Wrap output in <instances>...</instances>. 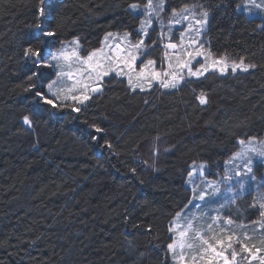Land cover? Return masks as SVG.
Returning <instances> with one entry per match:
<instances>
[{
    "label": "trees",
    "instance_id": "trees-1",
    "mask_svg": "<svg viewBox=\"0 0 264 264\" xmlns=\"http://www.w3.org/2000/svg\"><path fill=\"white\" fill-rule=\"evenodd\" d=\"M133 3L146 0H0V264H172L168 228L191 197L190 166L220 169L238 139L264 135V21L237 10L239 0L166 3L207 9L210 52L256 65L247 72L212 71L176 89L135 92L111 75L79 113L24 91L36 70L24 49L36 42L40 7L47 30L57 32L46 50L77 38L85 55L107 33L136 30ZM153 53L160 57V48ZM40 71L46 86L55 68ZM242 211L232 216L253 219V210Z\"/></svg>",
    "mask_w": 264,
    "mask_h": 264
},
{
    "label": "snow or ice",
    "instance_id": "snow-or-ice-1",
    "mask_svg": "<svg viewBox=\"0 0 264 264\" xmlns=\"http://www.w3.org/2000/svg\"><path fill=\"white\" fill-rule=\"evenodd\" d=\"M44 3L45 0H39L40 5ZM129 7L131 10H138L141 5L133 3ZM166 7L165 0H146V3L143 4L146 18L140 21L137 30L138 35L142 34L141 39L133 43L129 32H124L122 35L107 33L105 42L110 39L120 42L109 45L107 50L103 46L94 49L87 56L80 54L78 39H73L70 45L62 42L61 48L55 52L46 50L48 40L55 38L57 32L54 29L47 30L44 22V8L40 7L38 22L31 26L35 32L32 39L36 42L35 44L30 43L24 49L25 60L30 61L36 70L31 71L27 77L28 86L24 91L34 93V100L51 109L71 108V111L79 113L86 102L92 99V94L101 93L103 79L110 73H114L116 77H126L128 87L135 92L137 89L141 91L146 88L151 89L156 83L163 89H176L187 78L199 79L212 71L224 74L230 68L233 73L237 70L247 72L256 67L254 64L246 63L243 57L239 61H229L226 55L216 57L204 49L200 40L207 24L209 11L195 4H185L179 9H171L168 20L169 33L161 32L160 34L161 37L165 35L169 37V42L163 45L165 49L163 59L167 62V67L157 70V61L151 58L138 65V59L146 56L149 50L143 37L148 35L154 19L161 20ZM237 7L242 8L247 14H252L254 9L264 10V3L245 0L243 5ZM183 22H187L188 27L180 33L179 43H172L171 26ZM197 57H203L205 61L199 67H195L193 64ZM46 68H55L57 71L56 79L45 86L41 83L43 73L40 70ZM185 70L187 76H185ZM58 85L64 86L58 87ZM196 100L202 106L209 103L208 95L204 91L196 96ZM23 124L31 128L33 126L32 118L29 115H24ZM90 127L97 133L103 131L95 124ZM92 139L96 140L97 137L93 136ZM237 142L240 151L235 152L225 164L227 167L239 160L242 162V171H226L219 181L205 180L202 191L199 190V187H194L193 199L189 200L185 209L196 199L208 202V198L216 197L221 191L220 183L230 182L234 176H250L254 161L264 160V141H260L256 137H248L247 139H238ZM105 144L108 148L112 147L107 141ZM240 167L241 165H237V168ZM204 168L205 165L201 164L199 175H204ZM132 171L135 172V169ZM196 172L197 169L193 168L188 173L189 182H192L191 178ZM251 179L255 181L254 176H251ZM236 184L238 185L237 189H233L231 186L226 189L232 193V196L227 200L228 204H236V198L244 194L243 179L236 180ZM200 207V204L196 205L197 210ZM223 207L225 205H221V209ZM252 207H257V202H254ZM258 209L259 217L251 221L250 225L243 223L236 225L231 217L223 218L221 224L220 216H212V222L208 223L206 227L198 225L202 219L200 214L193 213L191 218H188L183 216L184 209H181L175 214L168 228L169 233H178V235L170 237L171 242L167 244V250L171 253L174 264H245V262L246 264H257V262L264 264V235L261 236L259 245H257L249 243L252 236L247 231L240 235L234 230L235 228L243 230L250 226L253 231L258 230L264 233V196H261L258 201ZM180 220H184L186 223H177Z\"/></svg>",
    "mask_w": 264,
    "mask_h": 264
},
{
    "label": "rangeland",
    "instance_id": "rangeland-1",
    "mask_svg": "<svg viewBox=\"0 0 264 264\" xmlns=\"http://www.w3.org/2000/svg\"><path fill=\"white\" fill-rule=\"evenodd\" d=\"M165 3H166V0H165ZM244 3H245V0H239V4L238 5H243ZM256 3H264V0H256ZM189 5H192V4H189ZM195 5L202 6V5H199V4H195ZM166 6H167V3H166ZM171 9L172 8L166 7L165 12L162 14L161 20H155L154 19V23L150 27L148 35L143 37L144 40H145V45H146V47L149 50H148V54L146 56H143L142 59H138V62H137L138 65L143 63L144 60L151 58V59H155L157 61V64H156L157 70H161V69L167 67V62L163 59V53L165 51L163 45L165 43L169 42V37H168V35H165L164 37H161L160 34H161V32H163L165 34L169 33L168 20L170 18ZM237 10L242 11L248 17H256L257 16V17H260L261 19H263V21H264V10H256V9H254L252 14L245 13L242 8H238L237 7ZM132 11L134 13L139 14L141 16L140 17V21L146 18L144 16V12H143V5H141L140 9L132 10ZM161 25H163V26H161ZM139 26H140V23H139ZM139 26L136 28V30L134 32H129V33H131V41L133 43H135L137 40L142 38V34H140V35L137 34V30L139 29ZM208 26H209V17H208V20H207L206 27H205V29L202 32V36H201L200 42L203 44L205 50L210 51L209 48L206 45V40H205V32L207 31ZM187 27H188L187 22H183L181 24H173L171 26V42L172 43H179V41H180V33L185 31V29ZM110 33H113L114 35L115 34L122 35L124 32H121V33H119V32H110ZM105 36H106V34L104 35L100 46L95 48V49H99V48H101L103 46L105 48V50H107V47L109 45H114L115 43H119L120 42V41L115 40V39H110L109 41L105 42ZM74 39H77V38H74ZM71 41H73V39L70 40V41L63 42V43H67V44L70 45ZM61 46H62V43L56 49H54L52 51L51 50H47V51L48 52H55V51L59 50L61 48ZM156 47L160 48V52H161V55H159L160 57H157L155 55V53H153L152 55L150 54L153 51V49H155ZM69 50H71V49L69 48ZM80 50H81V47H80ZM169 51H171V50H169ZM87 54H85V55L81 54V55L82 56H87ZM216 57H218V56H216ZM197 61H198V63H197ZM203 63H205L203 57H197L196 60L193 61V64H194L195 67H199V65L203 64ZM195 67H194V70H195ZM65 70H67V69H65ZM56 71L57 70L55 69V73H54L55 75H54L53 79H51L50 81L56 79ZM237 71H241V70H237ZM216 72H218V71H216ZM228 72H232L230 68L224 74H227ZM219 74H221V73H219ZM224 74H221V75H224ZM111 75H115V74L114 73H110L109 76H111ZM185 76H187L186 70H185ZM105 78H107V77H105ZM120 78H123V79H125L127 81L126 77H120ZM191 78H195V77H191ZM104 79H103V81H104ZM187 79H189V78H187ZM155 85L159 86L158 83L154 84V86ZM59 86H64V85H58V87ZM101 87H102V85H101ZM151 89H147L146 88L145 90H151ZM137 90H139V89H137ZM69 103H71V102L69 101ZM257 139L260 140V141H264V135L262 137H260V138H257ZM237 151H240V146L239 145H238ZM233 154L222 162V165H221L220 169H218L217 167L209 168V166L206 163H193L190 166L189 172L192 171L193 168H196L197 172L191 178L192 182H189V177H188V174H187L186 185L191 191V197H190L189 200L193 199V188L194 187H199V190H201V191L204 190L203 182L205 180H208V181H219L220 177H222L225 174L226 171H235V170L242 171V162L239 161V160H237L234 164L229 165V166L226 167L225 162L228 161L233 156ZM201 164L205 165V168L203 169V171H204V175L203 176L199 175V170H200V165ZM237 165H241V167L237 168ZM251 176L255 177V181H253L251 179ZM238 179H243V181H244V184H245L244 194L236 198L237 199L236 204H228L227 200L232 196V193H229L226 189H227L228 186H231L233 189H237L238 185L236 184V180H238ZM220 188H221V191L217 194V196L208 198V202L200 201V200L196 199V200L193 201V203L191 205H189L188 208L185 209V207H184L183 208L184 209L183 216L191 218L193 213L200 214L202 216V219L198 222V225L199 226H204V227H206L208 223L212 222L211 221V217L212 216H220L221 217V224H222L223 218L231 217L235 221L236 225H239L241 223H243L245 225H250L251 221H254V220L258 219V217H259L258 201H259L261 196H264V160H255L254 161V163L252 165V173L250 174V176H245V177H235L234 176L232 181L220 183ZM198 194L199 193L197 192L196 195L198 196ZM254 202H257V207H252ZM188 203H189V201H188ZM197 204L201 205V207L198 210L196 208ZM221 205H225V207H223V209H221ZM243 207L246 208V209L254 211V212L252 211L253 213H250V215H248V213H246V218H248L249 216L251 217V219L253 218L251 221H249V219L248 220H238V219H235L232 216L235 213L240 215L241 212H243L242 211ZM239 211H241V212H239ZM243 214L244 215H240V216L245 217V213H243ZM252 216H254V217H252ZM173 219H172V221H173ZM177 223H186V221L180 220V221H177ZM234 230L237 231L240 235H243V232L247 231L248 234L250 236H252V240L249 241V243H256L257 245H259V241H260L261 237L256 238L255 237V233L252 231V228L250 226L247 227L246 229H243V230L239 229V228H235ZM259 233H260V236H261L262 233L261 232H259ZM171 234H172V236L178 235V233H171ZM169 254H170V257H171V262H172V264H174L172 255H171V253H169ZM245 264H246V262H245ZM257 264H258V262H257Z\"/></svg>",
    "mask_w": 264,
    "mask_h": 264
}]
</instances>
